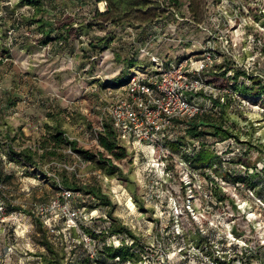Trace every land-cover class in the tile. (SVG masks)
Here are the masks:
<instances>
[{
	"label": "rangeland",
	"instance_id": "rangeland-1",
	"mask_svg": "<svg viewBox=\"0 0 264 264\" xmlns=\"http://www.w3.org/2000/svg\"><path fill=\"white\" fill-rule=\"evenodd\" d=\"M20 2L12 0L11 4L21 15L18 20L24 18L22 12L27 9ZM42 2L44 12L37 17L42 13L55 16L60 29L63 22H87L95 7L107 8V4L95 0ZM12 8L0 2V58H5L0 60V132L8 133L17 153L34 156L33 161L26 157L28 166L13 162L9 168L12 174L6 183L15 202L27 205L47 199L56 193L58 181L79 189L76 198L90 209L97 208L95 212L100 214L90 230H102L101 237L112 244L120 242L117 246L124 237L131 244V237L123 232L107 233L110 223L103 217L107 213L137 236L131 250L139 257L135 255L133 263L128 264H217L212 253L223 259L224 248L227 260L237 253L233 264H244L243 248L249 249L253 243H258V253L248 261L245 256V264H264V199L260 197L264 189L262 193L248 190L227 174L228 170H244L242 163L255 165L264 173V92L253 94L243 87L252 86L253 75L264 83V0H149L132 25L108 26L114 38L98 55L86 52L89 38L105 33L97 28L87 34L78 30L67 42L64 38L44 42L34 23L28 27L31 35L22 25L11 40L5 30L16 18ZM208 44L217 52L215 70L226 69L224 77L233 71L246 72L237 79L235 100L225 107L222 118L214 120L224 123L237 137L221 140L222 134L211 133L204 137L208 152L217 154V150L226 149L219 165L222 170L197 167L198 174L189 186L181 182L180 165H175L178 174L175 171L171 177L152 175L146 168L154 156L152 144L127 137L119 138L129 152L119 161L121 175L107 174L97 159L80 161L82 155L77 152L66 154L74 170L52 167L51 161L64 157L63 152L35 150V144L50 140L59 131H66L81 149L96 148L98 143L90 132L101 122L109 123L103 108L122 90L119 85L127 82L129 69L144 66L152 54L177 62L184 56L198 55ZM211 130L207 126L206 132ZM181 145L169 146L168 156L174 164L175 158L191 154L193 144L184 141ZM25 185L32 190L24 191ZM92 187L106 195L107 201L88 193ZM221 194H226L224 203L219 201ZM231 195L237 203L235 208L226 198ZM184 208L198 218L201 226L216 222L218 239L212 250L198 245ZM22 218L24 226L17 232L11 223L0 224V264H54L56 257L40 241L44 232L37 218ZM235 222L242 234L234 232Z\"/></svg>",
	"mask_w": 264,
	"mask_h": 264
},
{
	"label": "built area",
	"instance_id": "built-area-1",
	"mask_svg": "<svg viewBox=\"0 0 264 264\" xmlns=\"http://www.w3.org/2000/svg\"><path fill=\"white\" fill-rule=\"evenodd\" d=\"M3 2L6 5L12 4V0ZM101 2L106 5V1ZM20 27L19 20L14 18L7 28L8 38L15 39ZM29 29L26 27V34L31 35ZM217 58V52L211 44L198 55L184 56L177 62L152 54L144 66L140 65L131 70L127 82L120 86L122 90L116 92L113 99L103 108L119 138L127 137L133 142L152 144L154 156L151 165L146 164L152 175L172 176V168L169 167L166 156L169 144L179 140L180 135H184V140L193 144L196 149L201 147L202 140L205 141L186 133L184 129L188 124L183 120L217 110L216 101L226 102L228 97L235 100V96L238 95L229 86L217 84L211 79V71L218 61ZM102 129L103 122L90 132V136L97 143L99 131ZM68 137L72 139L69 135ZM34 147L35 150L44 152L45 148L39 144H35ZM225 151L226 149L217 150V154L223 158ZM64 152L76 155L70 147L65 148ZM2 157L5 172L4 177L0 179V224L11 223L17 232L18 228L24 226L22 216L33 215L41 221L48 239L57 246L65 247L68 262L73 261L74 249L79 245L83 246L82 255L85 258L83 260L82 257L79 264L133 263L132 260L123 262L119 256L103 258L105 254L100 251L97 238L87 229L92 227L93 219L100 214L95 212L98 211L97 208L90 209L76 198L80 193L79 189L58 181L56 193L47 199L35 200L27 205L18 200L15 202L6 183V176L12 174L9 168L13 162L6 154ZM79 160L85 162L81 157ZM68 161L66 158L53 159L50 164L52 167L67 171L74 170V166ZM175 165L182 167L180 173L185 185L189 186L198 174L193 166L192 157L175 158ZM230 172L231 170L227 173ZM238 184L244 185V182ZM23 190L30 192L32 187L25 185ZM206 196L211 198L212 194L206 192ZM103 217L109 224L107 213L103 214ZM215 225L216 222L211 221L210 227L216 228ZM107 243L112 244L108 240ZM118 244L113 243L116 247Z\"/></svg>",
	"mask_w": 264,
	"mask_h": 264
},
{
	"label": "trees",
	"instance_id": "trees-1",
	"mask_svg": "<svg viewBox=\"0 0 264 264\" xmlns=\"http://www.w3.org/2000/svg\"><path fill=\"white\" fill-rule=\"evenodd\" d=\"M5 1V0H0ZM21 1L20 6H26V11L22 12L24 18L21 20L19 19L20 25H26L27 27H30V25H34L36 23L37 29L39 33H42L45 37L44 42H48L50 40H59L61 38H64L66 42L69 40V37L76 34V32L79 30L81 31V34H87L91 29L97 28L99 30H105V33L103 35H95L89 38L87 42V53H92L95 55H98L102 53L104 50L109 48L112 39L114 38L113 30H109L108 26H119V25H126L130 24L132 25L134 23V17H138L141 13V11H144L145 7L148 5L149 0H95L97 3L100 1H106L107 8L105 10H100L99 8L95 7L92 10L91 17L88 19L87 22H77V21H70L68 23L62 24V28H58V26L55 25L56 17L55 16H49L48 14L42 13L40 17L38 18L37 15L42 11L43 2L42 0H19ZM44 1V0H43ZM52 1V0H51ZM6 8H12L11 5L7 4ZM47 9V8H46ZM44 12V10L42 11ZM48 13V12H47ZM54 15V14H53ZM12 16L16 18H20L21 15H17L16 10L12 8ZM15 18V19H16ZM12 22V20L10 21ZM126 23V24H125ZM76 24V25H75ZM127 26V27H130ZM8 28V27H7ZM7 28L5 30V33L7 35ZM65 30L66 32H64ZM54 32V34H52ZM16 43V41H15ZM18 43V42H17ZM8 53L6 55H11L9 50H5ZM0 60H4L3 57L0 58ZM217 66V63L215 64ZM215 66L211 71V79L215 82L219 81L220 85L229 86L233 92H236V90H239V85L237 84V79L241 74H244L246 72L244 71H233V73H230L228 77H224L226 72L225 70L222 71H216ZM133 68L129 69L127 71V76L129 77V73L131 72ZM126 74V72H124ZM222 77V79H221ZM250 80L252 81V86H243L245 90H247L250 93L258 94L261 92H264V83L260 80L256 81V77L250 76ZM113 81V80H112ZM260 81V82H259ZM126 83V82H125ZM124 83V84H125ZM259 84L257 88H255L254 85ZM112 85V84H111ZM123 85V84H122ZM119 85V86H122ZM113 87H119L114 86ZM255 91V92H254ZM241 94L244 95V92ZM234 99L232 97H228L226 102H219L216 101V106H218L217 110H213L212 112L205 113L202 115L195 116L193 118L183 120L184 123L188 124V126L184 129L186 133H189L193 137H200L203 138L206 137V134L211 133L213 135L222 134L223 138L227 137H237L236 134H233L228 128H226L224 123L219 122L216 123L214 120L216 117L222 118L224 113H226L225 107L228 104H232ZM241 101V99L239 100ZM201 126V127H200ZM207 126L212 128L211 132H206ZM53 140V141H52ZM119 137L117 136V133L115 132L114 128L112 127L110 121L103 123V129L99 131L98 134V144L97 147L94 149H81L78 146V142L75 139H70L67 135L66 131H59L56 134H52L50 140L46 139L44 141H40L37 144H39L41 147H44V151H51L52 153L57 152H63L64 157H59L58 159H68L66 157V154L64 152V149L67 147H70L73 151L79 153L82 155V159L85 161H91L94 159H97L99 162V165L101 167H104L107 174L113 175L116 173H123L122 168L120 167L119 161L123 158H126L129 155V152L127 150V146L121 145L119 143ZM205 140V139H204ZM52 141V142H51ZM184 135H180L179 140L175 142H171L169 146L172 144L174 146H180L182 142H184ZM186 144H191L186 142ZM182 146V145H181ZM0 179L3 178V174L5 172L4 170V164H3V154H6L9 159L12 162H16L17 164H24L25 166L30 165L27 158L31 161H33L34 156L28 152V154H24V156L20 153H17L11 145V142L8 138V133L0 132ZM191 154H187L186 157H192L193 159V166L195 168L197 167H207L210 166L212 170H215L216 172L219 171V165L221 166L223 163V158L219 154H213L208 152L206 149V140L201 143V147L199 149L193 148L191 149ZM169 154V152H168ZM166 156L169 167L172 168V175L173 172H177V169L175 168V164L172 162V159L170 157ZM68 155V154H67ZM69 156V155H68ZM27 157V158H26ZM244 170L239 169L236 173H234L232 170L228 174V176L231 177L234 183H242L244 182L245 187H247L248 190L251 191H257L259 193H262V190L264 189V173L260 171L258 168H256L255 165L250 164H244ZM36 165V164H34ZM214 165H218L215 168H213ZM222 170V169H221ZM230 171V170H228ZM227 171V172H228ZM227 176V177H228ZM10 176H6V179H8ZM210 178V176H208ZM182 184L185 186V183L183 180H181ZM219 183L217 184V186ZM220 186V185H219ZM88 193H95L98 197H100V200L103 202L107 201V196L104 195L102 192H99L97 187L89 188ZM226 194H221L219 196L220 203L226 200L225 199ZM264 199V192L260 196ZM229 204H231L232 208L237 207V203L234 199H232V195L229 197ZM185 209V208H184ZM187 211V216L191 219V222L193 223V233L194 238L196 241H198V245H204V247H207L208 249L212 250V247L214 245V241H217V230L214 227H210L209 224H205L201 226V223L195 219V217L192 215V213L185 209ZM110 219V229L107 230V233H125L127 236L131 237L132 243L129 244L126 242V237H124L121 240V244L119 246H114L113 244H108L106 239L101 237V233H103L102 230L97 232L96 229H88L91 234L97 238L98 244L100 247V251L103 252L105 255L103 256L104 259L109 258H115L116 256H119L120 259L123 262H126L127 260H133V257L135 255L138 256L137 252L134 250H131L135 244L137 243V236L135 233L124 226L121 223L116 222L115 218L112 217V215H108ZM38 223L41 225L44 235L43 238L40 240L41 243L45 246V248L48 250L49 254L54 255L57 260H53L54 264H63L62 259H64V264H79V260L82 261L85 260L84 255H82V248L83 246H77L74 249V257L73 261L65 262L66 259V252L64 246H57L54 243H52L46 234L45 229L42 226V223L39 219ZM106 221V220H105ZM239 224V223H238ZM234 232L242 234L241 230H239V225L235 222L234 224ZM257 242V241H256ZM224 243V241H222ZM258 243H253L249 246V249L247 247H244V264L246 263L245 256L247 257V261L255 256L257 251ZM227 248H224L223 255L224 258L220 259V256L216 254L214 251L212 254L214 255V261L217 262V264H233V261L239 257V255L236 253L234 258L230 261L227 260L226 254H227ZM211 254V253H210ZM211 254V255H212ZM139 257V256H138ZM141 259V258H140ZM87 260V259H86ZM134 261V260H133Z\"/></svg>",
	"mask_w": 264,
	"mask_h": 264
}]
</instances>
